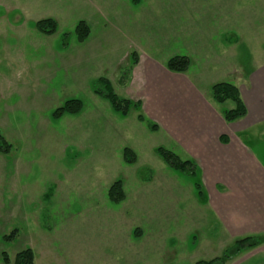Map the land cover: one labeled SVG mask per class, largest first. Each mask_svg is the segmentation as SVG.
Instances as JSON below:
<instances>
[{
	"label": "rangeland",
	"instance_id": "374dc122",
	"mask_svg": "<svg viewBox=\"0 0 264 264\" xmlns=\"http://www.w3.org/2000/svg\"><path fill=\"white\" fill-rule=\"evenodd\" d=\"M47 19L57 23L53 35L37 29ZM80 22L91 30L83 44L76 34ZM259 34L264 0H141L138 6L132 0H0V135L12 147L0 152V264L3 253L14 262L28 248L35 264H195L215 258L220 247L209 248L204 237L213 233L209 230H196L193 248V240L175 236V221L162 223L171 228L169 243L160 222L145 229L151 208L156 215L168 206V180L192 189L194 181L157 155L159 147L179 154L164 132L152 133L134 109L121 118L94 95L91 82L110 79L117 95L127 99L122 85L136 66L133 52L166 68L172 57L186 56L193 64L185 76L190 79L204 66L206 48L212 53L206 56L223 61L244 51L242 62L208 68L207 82H219L221 75L226 77L220 81L234 84L236 67L242 63L252 72L264 60V47L255 46ZM83 55L89 63L80 61ZM98 63L116 71L97 70ZM70 99L83 101V112L53 118ZM215 105L222 112L235 108L231 101ZM125 148L136 153V164L123 162ZM149 177L154 181L146 182ZM117 180L126 194L120 204L108 197ZM159 185L164 190L152 192ZM184 198L169 202L176 203L169 211L180 221L203 201L195 190ZM136 230L142 241L133 235Z\"/></svg>",
	"mask_w": 264,
	"mask_h": 264
},
{
	"label": "crops",
	"instance_id": "0c3cea01",
	"mask_svg": "<svg viewBox=\"0 0 264 264\" xmlns=\"http://www.w3.org/2000/svg\"><path fill=\"white\" fill-rule=\"evenodd\" d=\"M256 40L255 46L264 47V34H259ZM206 50L201 51V64H204L201 68L207 64L203 74L201 68L197 67L192 78L185 77L192 70L191 60V66L185 74L174 73L145 55L141 58L139 56V62L134 68H129L130 76L122 85L125 98L140 102L142 113H150L154 119L152 122L159 126V130L152 133L164 132L168 142L178 149L180 155H177L180 158L197 163L203 190V196L199 197L203 201L191 208L187 217L180 221L179 215L176 218V213H171L169 209H175L173 207L177 201L185 199L192 190L196 191L195 186L192 189L184 184H177L174 178L168 180L170 184L168 187L164 186L165 190L163 185L156 186L157 189L152 192L164 190V200L168 201V206L156 215L153 207H149L151 213L145 229L160 222L169 243L173 239L169 233L171 228L163 227L162 223L169 225L175 221L179 230L175 236L182 241L193 240V248L197 245L196 230L202 233L209 230L213 233L204 234L209 248L211 244H218L220 247L215 258L222 257L240 239L261 237L262 244L235 255L226 264H264V142L260 140L264 139V60L252 72L243 70L242 63L240 70L238 67L233 70V83L239 88L247 115L228 123L216 103H212L211 97L213 85L224 82L220 79L226 76H218V71H212L215 77H219L216 78L219 82L209 83L207 80L211 77H207L208 68L212 66L211 63L223 69L229 60L242 62L244 51L239 57H234L238 54L234 53L232 56L231 53V58L223 61L218 56L214 59L206 56L211 52ZM247 50L246 54H249V49ZM80 61L89 63L86 55L80 57ZM105 66H108V71H112L110 64L98 63L95 69L106 70ZM115 71L114 66L112 72ZM227 72L230 74L229 69ZM99 78L105 77L100 76L96 80ZM143 115L145 116L144 113ZM222 136L227 137L226 143L221 142ZM153 181V177L146 180L148 183ZM170 201L176 203L170 205ZM133 235L142 241L140 230H136ZM144 252L145 250H138L137 255L142 254L140 258L147 259L148 255Z\"/></svg>",
	"mask_w": 264,
	"mask_h": 264
},
{
	"label": "trees",
	"instance_id": "16d2710c",
	"mask_svg": "<svg viewBox=\"0 0 264 264\" xmlns=\"http://www.w3.org/2000/svg\"><path fill=\"white\" fill-rule=\"evenodd\" d=\"M132 3L133 5L138 6L140 5L141 0H132ZM36 26L37 29L44 35H53L57 32V23L52 19L39 21ZM76 34L78 42L83 43L89 38L91 30L85 22H80L76 27ZM131 58L133 61L132 64L137 65L139 62L137 53L133 52L131 54ZM190 64L191 62L188 57L174 56L168 60L167 69L174 73H186ZM129 71L130 70L127 72ZM91 89L96 96L107 101L113 111L121 117H128L133 109L137 110L139 112L137 120L140 123H145L151 132H157L159 130V126L156 123L148 121L143 115L141 112V103H133L131 100L118 96L112 86V83L107 78H99L93 81ZM211 90L212 98L217 104L223 105L231 101L235 105V108L223 112V118L226 122L232 123L244 118L247 115V109L241 98L239 88L236 85L221 82L213 85ZM83 109V101L79 99H70L66 101L63 106L54 111L53 118L58 120L64 116H77L82 113ZM227 141L226 136L221 137V142L226 143ZM11 148L12 147L0 135V152L9 153ZM156 153L170 169L192 179L199 197L203 196L202 184L199 176V167L194 160H184L174 152L164 147L157 148ZM137 161L138 157L136 153L129 148H125L123 151V162L127 165H134ZM108 197L109 200L115 204H120L125 201L126 194L122 180H117L111 185L108 191ZM15 233L16 230L13 231L7 239L12 238ZM262 243L263 239L261 237L240 239L236 241V243L229 248L222 257L214 258L210 261H200L195 264H226L228 259L243 252L244 250L257 247ZM2 259L5 264H35V255L33 250L30 248L19 252L15 257L14 262L11 261L10 257L6 253L2 254Z\"/></svg>",
	"mask_w": 264,
	"mask_h": 264
}]
</instances>
